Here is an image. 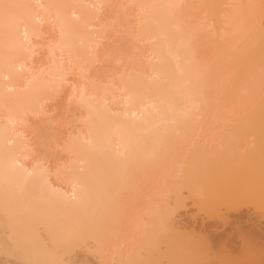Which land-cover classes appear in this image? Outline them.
<instances>
[{
  "label": "bare ground",
  "instance_id": "bare-ground-1",
  "mask_svg": "<svg viewBox=\"0 0 264 264\" xmlns=\"http://www.w3.org/2000/svg\"><path fill=\"white\" fill-rule=\"evenodd\" d=\"M107 1L110 0H0V243H4V245L0 247V252H3L1 254L24 255L27 264H64L65 258H68V262L71 264L69 260L70 256H72L71 253L74 255L76 252L71 251L72 249L70 250L72 239H75V237L76 239L78 238L77 245H79L82 241H86V237L87 239L92 238L91 236H93L94 239L97 238L95 237L96 234H94V229H97V223L95 224V228L92 229V225L89 224V222L91 223L92 218L96 219L95 216H97L99 212L97 207H100V204L106 201L105 198L108 199V202H106L109 204L111 197H113L112 193L110 194L109 191H111L113 187V191L116 190L115 185L118 184L117 182H119L121 178L120 174L124 171V166H127L126 164L130 160L133 161V163L132 161L131 163L129 162L131 165L134 164V167L135 165L138 167L139 164L145 162L142 158H145L146 161L150 159V167H153L154 170V167L157 168L161 166L159 162L161 164L162 159L167 160V158L171 156L170 153H172L167 150H158L160 142L164 139L163 136L166 135L165 133L171 132L172 130L187 132L189 131L187 129L192 127L196 129L197 127L207 129L206 127L217 126L216 123L220 120L219 118L217 120V117L221 115H215L217 113L220 114V109L218 105H216L218 103H215L213 100H217L216 98L214 99V96H218L219 93L214 95L217 92L213 93L212 90L219 91V87L217 84L213 82L210 84L209 82L212 81L210 78L214 72L211 76H207L208 73L213 70L207 60H211L209 57H212V60L215 59L214 57L218 55V50H225L227 48V55L229 52L230 53L226 58L230 56L228 58L230 59L232 57L231 60H227L230 62L227 65H229V69L231 68L230 70L232 73L230 70L229 71L232 75L227 74L229 71H225L227 72L226 74L224 72L226 76L224 75L222 77L232 78L233 76L234 84H232L234 87L230 84L229 87H231L230 90H232V88L234 89L228 95H224V97L220 95L219 97L221 99L220 104L224 103L223 106L225 103L231 104L230 107L228 104H226L228 106L225 105V107L220 105L221 108H227L225 109V111L227 110L226 112H221L225 115V117L223 115L225 121L228 122H226L227 124L224 126H233L234 124L232 122H235V130L238 131V129H240L237 139L239 135H246V133L251 131L254 136L252 140H254L255 143L248 144L245 148H242V150L239 149L235 153L231 152L234 156L231 162L228 161V175L225 179L220 180L217 176L212 177V175H210L211 173L209 174L206 169L209 170L208 167L213 168L216 167V165L206 166L204 159H201L202 163L200 162L199 165L197 163H192L196 166H194V168L192 164L191 168H182L184 171L188 168L190 169L188 171L186 170L187 172L183 171L185 174L183 173L184 175L182 176H184L183 183L189 185L188 189L195 196L192 203L193 206L208 208L211 213H207L215 215L217 219L216 214L218 216L219 214L222 215V212H220L221 210H219L220 208L218 209L217 207L221 205H230L231 209L233 208L235 212L234 218L232 217L233 214L219 216V218L221 217V220L219 219L220 222L213 216L211 218L212 220L214 218L216 222H220V225L223 223L220 226L219 223L215 221H206L209 219V214L207 219L202 217L203 219L199 220L197 219L198 217L193 215L192 210H186L187 212L184 213V215L189 214L187 216L189 219L187 217H180L181 219L175 221V224H172L171 221L169 222L171 224H169V229L167 226V228L164 226L166 228L164 231L155 230V228L159 230L158 227L161 225L160 224L158 227L154 229L150 227L144 232L140 241L138 240L140 245L137 247L140 252L139 255H141L140 259L142 258V260L138 259V250L134 253H137V260L134 254H132L134 259L132 256V258L127 257L125 259H130L129 261L131 263L135 261V263H137L139 260L142 264H192L194 263L193 261L204 252L205 254L209 252V255L214 254L215 251H219V253L221 252L227 259V262H223L221 259L217 262L219 259L217 258L218 255L215 253L217 257L214 256V258H210L212 260V262L210 261L211 264H213L214 259H217L214 261L215 264H228V259H230L229 264H264V222L262 220V222H259L258 219L260 220V218H256L254 216L256 212L251 210L253 208V210L255 209L254 211H256V208L264 206V176L253 175V173L257 172L258 174L259 170L261 171L264 169V153L261 155L263 158L254 159L255 154L259 152L260 149L262 150V147L257 145L256 138L258 140L260 135L264 133V91H262L264 90V63L261 65L260 61L262 63L263 59H259V57L263 58L262 56H264V27L263 24L260 25V19L255 21H257L256 25L263 27H261L262 29L257 28L258 26L256 27L254 23L253 25L255 27L252 26L248 31L238 30L239 28H243L241 23H238L241 27L235 26L236 23L234 21L238 18L237 14L239 15V12H241V3H244V1L246 2V0H236L232 8L226 11L225 17H228L226 19H230L226 22L230 25L226 26L227 28L224 27L226 31H222L223 33L220 31L219 35L223 34L220 35L221 38L217 37L218 39L224 40V45H222L223 43H221V41L216 42L213 40L211 42L212 39L209 40V45L220 42L221 44H219L226 48L218 46L219 44L217 46L214 44L213 46L216 47L214 49L212 46L210 49L209 46L207 52L209 53V50H215V53L212 52V56L210 54L207 60L205 56L208 54L205 52L207 48L203 50L205 55H203L201 50L200 31L203 29L192 24L189 16H186L188 8H192L193 12L197 13L202 6H206L207 0H126L127 2L122 0L124 4L128 3L124 5V7L131 9L130 11H132V13L130 15L132 16L133 14V18H131L120 10L123 13L122 17L124 21L130 22L129 24H133L131 19H133L134 22L135 20L138 22H136V24H138L137 28L135 27V29L132 30L134 34H131L133 38H131L132 42L129 40V44L131 45L132 43L131 46L133 47L130 51V55L132 54V58H136V62L139 60V66L141 68L127 75H122L119 84L116 85L115 88L113 87V93L109 91L110 86L108 89V87H103V85L97 81L95 82V80L91 81V85L85 82L86 87L80 82L79 84L82 85H79L77 82L74 84L72 80L73 85H71V93L69 96L74 99L76 96L75 93L78 92V96L76 97L77 100L75 99V101H78L81 108H84L86 111L84 112L85 116H83L85 118L83 119L82 117L85 123V133L81 135V132H79L81 137L78 133L76 134L77 137H69L71 139L68 140L71 141H68L66 146L74 155L73 161H71L72 164L68 168L71 169L64 170V168H62L63 171L61 169L59 172L65 182L67 181V183H70L72 187H74L72 191H75V197H72L71 193H68L69 190L67 192L62 187L53 184L49 178L51 177L49 171L43 166L36 164L32 168L29 166L28 168L26 166L27 163H24V159L29 154V149L26 150L29 144H27L28 140L23 137L24 133L20 134L16 129L19 130L18 127H20L21 121H27L30 118H27L26 114L33 113L38 116V114L44 113L43 110L45 108L43 104L50 99L52 100L53 97H56L55 95L63 90V87H66V84L70 81L68 80V74L72 71L73 74L74 71L75 74H80V77L83 79L88 76V71L86 74V67L88 69L89 66H94L93 62L96 61L94 52L97 49L96 47H98L99 34L111 28V25L107 27L105 24V26L102 25L100 28H97V26L94 28L95 20H97L96 18L99 16L98 13L99 11L101 12L99 8ZM247 1H249L248 4L250 3L253 5V9L254 7L256 8V6L261 7L263 4L261 0ZM210 2L214 12L215 10H222V6L220 8L222 3L218 0H211ZM209 6L210 5H208V7ZM118 7L120 6L118 5ZM212 7H210L211 10ZM250 7L251 6L248 8ZM124 10L127 11L126 8H124ZM45 21H47L46 23L51 26V29L53 27L54 30H56V34L58 33L59 35V38L57 36V38L55 37L56 39L54 38L56 41L52 40L48 42L44 40L45 42L47 41V43H43L44 41L42 42V44L48 46H45L46 48L51 49H49L50 51L47 50L50 52H48L49 56H52L51 61L53 64H48L47 69L45 68L46 65L45 67L43 66L44 71L40 69V65V70H38V72L34 74L32 71V74H29L27 70L29 69L27 68L29 62L27 64L26 62L29 61L32 53L34 54L32 50L34 48L32 47H35L31 44V41H34V37H47H45V35L49 32L47 31L48 29L44 31L42 28V25H45V23H43ZM252 28L254 31H250ZM256 28L259 30L256 31ZM131 29L133 28H130V30ZM212 34L214 33L212 32ZM131 46L129 47L131 48ZM54 47L60 49L61 56L63 55L65 59H67L66 61L64 58V61L63 59H57L62 57L56 58V56L60 55V51L59 54L56 55L57 52H54ZM137 50H139V52ZM258 52L260 54H258ZM253 53L259 56L257 59L258 61H252V59H254H251ZM213 54L216 55L214 56ZM247 56H249L247 60L251 59L249 63L245 59ZM257 56L255 57L257 58ZM221 58L222 57H220V59ZM213 61L211 64H213ZM243 61H245L244 64H246V66L244 65L245 68L242 63ZM45 62H47V60H45ZM253 65L255 68H252L251 72V67H253ZM49 66L52 67L50 71H48ZM259 66H261L262 69L259 68ZM32 70L34 69L32 68ZM29 71H31V69H29ZM40 71L41 74L43 73L42 75L39 73ZM244 71L246 74H244ZM44 73H46V75ZM240 73L243 74V76L240 75ZM216 76L217 75H215V77ZM88 77L87 79H89ZM212 77H214V75ZM218 77L213 80L217 82L216 80L219 79V85L221 82L227 83ZM229 81L230 83L232 82V80ZM212 84L216 86L213 85V87H211ZM208 85L212 89L209 88ZM87 88L90 89L88 90L90 92H87ZM260 89L261 91H259ZM105 90H108L106 93H112L111 99L116 105L115 108L107 104V98L102 97L101 93L102 91L104 93ZM206 95L208 96L206 97ZM209 96L211 97L208 98ZM210 102L214 103L211 104ZM207 103L215 106V108L213 107L215 110L212 109L214 112L207 110L209 109L207 108L209 105ZM248 104L250 105L248 106ZM119 105L123 107H119ZM216 107L218 109H216ZM224 109H222V111H224ZM208 114H211V116ZM41 120H43V118ZM214 121H216V123H211ZM208 122L211 123V125H209ZM24 123L27 124V122ZM37 123V121L36 123L34 122V124ZM43 123L45 124L46 122L44 121ZM229 123L232 124L229 125ZM32 126L34 128V125ZM37 126L35 125L37 130L35 128L34 130L43 135L41 136L36 133V131L34 132L40 137H44L42 138L43 140L46 138L47 141L42 144H48L51 140L53 141L52 138H55L53 135L56 133L55 131H53L55 133L52 134V130L50 129L49 131L46 125L48 129L44 132L43 128H45V126H41V124L39 126L43 128ZM251 128L253 129L251 130ZM205 129L204 132H206ZM194 130L195 129H193V131ZM210 130L214 132V128ZM230 130L233 131L230 128L228 133L235 132H230ZM243 130L245 133H241ZM200 132H202V130ZM249 134H247V136ZM255 135L258 136L256 137ZM247 138H245V140ZM237 139L233 137V144H236ZM249 139L246 143L250 141ZM156 141L159 143L158 145H155L157 144ZM228 141H231L230 138H228ZM222 142L220 141L218 145L220 146ZM231 142L229 143L231 144ZM143 144L148 145L146 153H144L146 155L141 154V152L145 151L143 146L141 148ZM261 144L263 145L262 140ZM154 146H156V149ZM212 147L214 148L213 145ZM215 147L218 151L219 147ZM202 148H205L204 145ZM206 149H204L205 151H203V154L207 153L208 155L214 151V149L213 151H206ZM210 150L212 149L210 148ZM221 152L222 151H220V153ZM262 152H264V150L261 151V153ZM72 154L71 156H73ZM140 154L143 156L141 158V163H139ZM230 154V157L228 156L229 159L231 158ZM198 157H201V153L194 156L196 159H199ZM136 158H138L139 162L135 160ZM217 158L219 157L217 156ZM70 159H72V157ZM134 160L138 163H134ZM223 160L222 162H224ZM171 164H168V167H170ZM219 165H221V163ZM198 166H200L199 169L197 168ZM129 167L130 169L134 168H132V166ZM147 167L149 166L147 165ZM140 168H138V170H140ZM143 169H145V167ZM132 171L134 172V170L130 171L131 174ZM137 175H139V173ZM215 177H217L218 180ZM133 180L136 182L135 178ZM180 188L181 187H179V189L175 188L174 190L179 191ZM254 192L259 193L260 197L258 200L255 198L257 201L253 202H256V204L251 203L253 204L251 206L249 205V196ZM105 205H102V208L108 207ZM171 206L173 205L171 204ZM248 206L252 208L246 209L245 207ZM112 207L113 206H111V208ZM164 208L166 209L163 212L168 215L169 210L167 208H170V213H175L171 212L173 210L172 207L166 205L160 210L162 211ZM93 210L96 211L97 215L96 213L94 214L95 211ZM105 211L103 210L102 213L100 211V213L104 215ZM212 212L217 213L212 214ZM110 213H112V210ZM70 215L75 218H82L81 221L78 220L80 223L77 224L76 220V222H74L75 218L73 220L68 219ZM162 216L159 215L160 218H163H161L162 222H167V220L164 219L166 216ZM231 217L233 219H231ZM63 218L69 221L68 224H65L67 221ZM70 220H72L73 223L71 222V224H69ZM177 224L180 226L182 225L185 230L182 231L180 226V228H177ZM90 225L91 228L89 227ZM172 225H176V228ZM170 226L173 228H170ZM188 230L189 233L194 234V237L193 234L191 236L194 240L192 238L190 241L182 240L184 239L183 237L186 236L185 233ZM44 233L45 235L49 234V237L46 235L47 240L44 238ZM92 233L93 235H91ZM88 236H90V238ZM81 239L84 240L79 243ZM74 244L76 243L74 242L73 245ZM84 244L85 247L86 245L88 246L87 241ZM100 245L102 244L98 246ZM66 252L67 255L65 256ZM20 257L22 256H19V258ZM224 257L221 258L224 259ZM132 259L135 261H131ZM86 262L84 263L87 264Z\"/></svg>",
  "mask_w": 264,
  "mask_h": 264
},
{
  "label": "rangeland",
  "instance_id": "rangeland-1",
  "mask_svg": "<svg viewBox=\"0 0 264 264\" xmlns=\"http://www.w3.org/2000/svg\"><path fill=\"white\" fill-rule=\"evenodd\" d=\"M111 1V2H110ZM110 1H107V2H105L104 4H102L101 5V7L99 8L100 10H101V12L99 11V16H98V18H96L97 20H95L96 22H95V27L94 28H96V26H97V28H100V27H102V25H106L107 27L108 26H110L111 28H109L107 31H105L103 34L101 33V34H99V40H98V43H97V46L98 47H96L97 49L95 50V52H94V56H96V61L95 62H93V64H94V66L92 65L91 67L89 66V68L87 69V67H86V74H87V71H88V78L90 79H87V77L86 78H82V77H80V74H75V71H74V74H73V71L70 73V74H68V80H70V81H68V84H70V85H68V84H66V87H63L62 89L63 90H61L57 95H55L56 97H53L52 98V100L50 99L48 102L46 101L44 104H43V107L45 108L44 110H43V112L45 113H40V114H42V115H40V114H38V116L37 115H35V114H33V113H28V114H26V116H27V118H29L27 121H21L22 123H20L21 125H20V127H18V129L19 130H17L16 129V131H19V133L21 134V133H24V135H23V137H25L28 141H27V144H29L28 146H27V149L26 150H28L29 151V154L26 156V158L24 159V163L26 164V166L28 167H30V168H32V167H34L36 164H38V165H41V166H43L46 170H48L49 171V173H50V176L51 177H49L50 178V180L52 181V183L53 184H55L56 186H59V187H62L63 189H65L67 192H68V190H69V194L71 193V195H72V197L74 196L75 197V191H72V189L74 188V187H72V185L70 184V183H67V181L65 182V180L61 177V174H60V170L62 169V168H64V170H66V169H68L70 166H71V164H72V162L71 161H73V158H74V155L69 151V148L66 146L67 145V143H68V141H71V140H68V139H71V138H69V137H72V136H76L77 137V133H78V135L81 137V135L83 134V133H85V131H84V127H85V123H84V120H82V117L83 116H85V113L84 112H86L85 111V109L84 108H81V106H80V104H79V102L78 101H75V99L77 100V96H78V92H76L75 93V98L73 99V97H71V96H69V94L71 93L70 91H71V85H73V82H74V84L77 82L78 84H79V82L80 83H82V84H84V86L86 87V84H85V82L87 83V84H90L91 85V81L92 80H95V82L97 81L98 83H100L101 85H103V87H108V89H109V86H110V90L109 91H111L112 92V90H113V87L115 88L116 87V85H118L119 84V82H120V77L122 76V75H124V74H129V73H131L132 71H134V70H137V69H140L141 67L139 66V60H137V62H136V58L134 59V58H132V54L130 55V51H131V49H133V47L131 46L132 45V43H131V45L129 44V40L132 42V39L131 38H133V36H131V34H134L133 32L134 31H132V30H134L135 29V27L137 28V25L138 24H136V20H135V22H134V20L133 19H131V18H133L132 16H133V14H132V16L130 15L131 13H132V11H130L131 9H129V8H127V7H124V5H127L126 3L124 4V2H127L126 0H110ZM211 0H207V4L208 5H210L209 7H208V5L206 4V6H202V8H200V10L197 12V13H195V12H193V9L192 8H188V10H187V15L186 16H189V19H190V21H191V23L192 24H194V25H196L197 27L199 26V28H202L203 30L202 31H200V34H201V50H202V53H203V55H205V52H207V50L209 49V46H210V49L213 47V49L214 48H216V47H214L213 45L215 44V43H213V45H209V40L210 39H212L211 40V42L214 40V41H216V42H218V41H221V43H223L224 42V40H221V39H218L217 37H220V35H223V34H220L219 35V33H220V31L222 32V31H226V26H228V25H230V24H228L227 22V20H230V19H226V18H228V17H225V14L227 13L226 11L227 10H229L230 8H232V6L236 3V0H218L220 3H222L221 5H220V8H221V6H222V10H215V12L213 11V7H212V5H211V2H210ZM262 2H263V4L261 5V7L260 6H256V8L254 7V9H253V5H251L250 3L248 4V2L249 1H247L246 0V2H247V4H246V2L244 1V3H241V9H240V11L241 12H239V15L237 14V16H238V21H240V22H238L237 21V19L234 21L235 23H236V25H235V23H234V25L235 26H240L241 27V25H239L238 23H241L242 24V27L243 28H236V29H238L239 31H244V30H246V31H248L249 30V28L251 29V27L252 26H258V25H256V23H257V21H255V20H259V22H261V24L260 25H262L263 24V27H264V0H261ZM40 2V1H39ZM110 2V3H109ZM122 3V4H121ZM219 3V4H220ZM121 4V5H120ZM243 4V5H242ZM118 5L120 6V7H118ZM121 6H122V8H123V10H122V8H121ZM231 6V7H230ZM249 6H251L250 8H248ZM210 7H212V10H211V8ZM118 8H119V10H118ZM121 8V9H120ZM124 8H126V10L127 11H125L124 10ZM211 11H210V10ZM218 9V8H217ZM123 11L124 12V14L126 15V16H130L131 18H129V19H131V21L133 22V24H129L128 22H125L124 21V18L122 17V15H123V13L121 12V11ZM254 10V11H253ZM126 12V13H125ZM129 12V13H128ZM228 15V14H227ZM135 16V15H134ZM100 17V18H99ZM136 18V17H135ZM226 19V20H225ZM227 21V22H226ZM237 21V22H236ZM47 21H45V22H43V23H45V25L43 24L42 25V28H43V30L44 31H46L47 29V31H49V32H47V34L45 35V37L46 38H42V37H34L33 39H34V41L32 40L31 41V44H33V46H35V47H32L31 45V47L32 48H34V49H32L33 51H34V54L32 53V55H31V57H30V59H29V61H27L26 62V64L29 62V64H30V67H29V64H27V68H29V69H31V71H29V69H27L28 70V73L29 74H32V71L34 72V74L36 73V72H38V70H42V71H44V68H43V66L45 67V65H46V69H47V67H48V64H53V62L51 61V58H52V56L50 57L49 56V51L51 50L50 48H46V47H48V46H46V44H42V42L44 41V40H47L48 42H51L52 40L53 41H56V40H54V38L57 36L58 38H59V35H58V33L56 34V30H54V28L52 27V29H51V26H49V24H47L46 23ZM131 22V23H132ZM128 23V24H127ZM138 23V22H137ZM253 23H254V25H253ZM199 24V25H198ZM259 24V23H258ZM100 25V26H99ZM104 25V26H105ZM44 26V27H43ZM99 26V27H98ZM232 26V25H231ZM254 26V27H255ZM47 27H49V28H47ZM224 27H226L225 29H224ZM262 27V26H261ZM261 27H257V28H260V29H262ZM46 28V29H45ZM130 28H133V29H131L130 30ZM229 28V27H228ZM234 28V27H233ZM232 28V29H233ZM256 28V29H257ZM235 29V30H236ZM130 32H129V31ZM237 30V31H238ZM259 29H257L256 31H258ZM208 31V32H207ZM215 31H216V33H215ZM250 31H254V29L252 28V30H250ZM262 31V30H261ZM212 32L214 33V34H212ZM51 33H53V34H51ZM223 33V32H222ZM218 35V36H217ZM50 36V37H49ZM101 36H103V37H101ZM56 37V38H57ZM42 38V39H41ZM55 38V39H56ZM214 38V39H213ZM221 38V37H220ZM49 39V40H48ZM216 39V40H215ZM35 41H37V42H35ZM47 41L45 42H43V43H47ZM37 45H36V44ZM41 43V44H40ZM54 43V42H53ZM101 43V44H100ZM220 43V42H219ZM219 43H217V44H215V46H217ZM220 43V44H221ZM212 44V43H211ZM218 45V46H221L222 47V45H224V43L222 44V45ZM46 46V47H45ZM129 46H131V48L129 47ZM208 46V47H207ZM212 46V47H211ZM45 47V48H44ZM36 48V49H35ZM203 48V49H202ZM207 48V49H206ZM220 48V47H219ZM219 48H217V49H219ZM222 48H226V47H222ZM46 49V50H45ZM49 51H48V50ZM59 48L58 47H54V52L56 53V55H58L59 54V51H60V49L58 50ZM204 49H206V51L205 52H203V50ZM227 49V48H226ZM224 50V49H220V51L218 50H216L217 51V56L216 57H214L215 59H213L212 60V57H209V58H211V60H207V57L208 56H210V54L212 53V52H214L215 53V50H209V53L207 54V55H205L206 56V60L209 62V64L211 65V69H213V70H211L212 72H210V73H208V75L207 76H211L212 75V73H213V75H214V77H212L211 76V78H210V80H212V81H209L210 82V84L213 82V83H215V84H217V86L219 87L218 89H219V91L221 92H219V91H214V89L212 90L213 91V93L214 92H217V93H215L214 95H216V94H218V96H214V99L216 98L217 100H213V101H215V103L217 102L218 104H216V105H218V108L220 109V111H219V113L220 114H215L216 116L217 115H221L220 117H217V120H218V118L220 119L217 123H216V121H214V122H211V123H216L217 124V126H213V127H209L210 129L212 128H214V132H211V130L208 128V127H206L207 129H205V128H203L202 129V127H197V129L196 128H194V127H192V128H189V129H187V130H189V131H187V132H184V131H179V130H172L171 132H168V133H165L166 135H164L163 136V138L164 139H162V142H160V144L156 141V143L157 144H155V145H158L159 144V148H158V150L160 151L161 149V151H171L172 153H170L171 154V156H169L168 158H167V160H163L162 159V163L160 164V162H159V165H161L160 167H154L155 169L153 170V167H150L151 166V162H150V159L149 160H147L146 161V159L145 158H142L143 156L141 155V154H144V153H146V150H147V147H148V145H145V144H143V145H141V148H142V146H143V149H145V151L144 152H141V156L139 157V161H138V158H136L135 160H137L139 163H141L142 161V159H144L143 161H145V162H142L141 164H139V166L137 167V165H135V167H134V164H130L131 163V161L132 160H130L126 165L127 166H124L125 167V169L123 168V172L120 174V176H121V178L119 179V182H117L118 184L117 185H115V191H113L114 190V187L113 188H111V191H109L110 192V194L112 193V196L113 197H111V199H110V202H109V204L107 203L108 201V199H106L105 198V200L107 201H103L104 203L102 204H100L101 206L100 207H97V210H99V212H98V215H97V213H96V211L95 210H93V211H95L94 212V214L96 213V215L97 216H95L96 217V219L95 218H92V220H91V223L89 222V224H91L92 225V229L93 228H95V224H96V227H97V229H94V234H96V236L95 237H97L96 239H94L93 238V236H91L92 238H90V236H88L90 239H87V237H86V241L88 242V246L86 245V247H85V244L84 243H86V241L84 240V239H81L80 241H79V243L82 241V240H84V242L82 241V243L81 244H79V245H77V241H78V238L76 239V237H75V239L73 238L72 239V241H73V243L75 242L76 244H74L73 245V243H72V241H71V243H70V250L71 251H76L75 252V254L73 255V253H71V255L72 256H70V258H69V260H70V262H71V264H85L84 262H86L87 264H142V262H139V260H138V262L137 263H135L136 261L135 260H133L134 259V257L132 256V254H134L138 249H137V247H138V245H140V238L142 237V235L144 234V232L147 230V229H149L150 227L152 228L153 227V229L155 228V227H158V225H160L158 228H159V230L157 229V228H155V230H157V231H164V230H166V228L168 227V229H169V222H171L172 224H175V221H178V220H180L181 218L180 217H187L189 214H186V215H184V213H186L188 210H192V213H193V215H195L196 217H198L197 219H203L202 217H204V219L206 218L207 219V217H208V214L209 213H207V212H210L209 210H208V208H205V207H196V206H193L192 205V203H193V199H194V195L191 193V191L188 189V186L189 185H187V184H185V183H183V180H184V176H182V175H184L185 173V171L187 170H190L189 168L188 169H186L185 171L182 169V168H184V167H190L191 168V166L194 168V164L195 163H197L198 165L200 164V162H201V159L203 160L204 159V162H206V166L208 165V166H210V165H216V167H208L209 168V170L208 169H206V171L210 174V175H212V177H214V176H217L218 177V179H220V180H222V179H225L226 178V176L228 175L227 173V167H228V161L229 162H231V160H233L232 158H233V156L234 155H232V153H235L237 150H242V148H245L248 144H253V143H255L254 142V140H252V139H254V136L252 135V133H251V131L250 132H248V133H246V135L244 136V135H239V140L237 139V137H238V133H239V131H240V129H238V131H236L235 130V128H236V124H235V122H232L234 125L232 126V125H230V124H232V123H229V125H230V127H227V126H224L225 124H227L228 122L227 121H225V119L223 118V115L224 114H222V113H224V112H226L225 111V109H227V108H221V106L222 107H225V105L226 104H228V103H225V105L223 106V104L224 103H222V104H220V95H222L223 97H224V95H228L231 91H233V89L234 88H232V90H230L231 89V87H229V84L231 85V86H233V76H232V78H228V77H226V78H224V77H222V76H224L230 69H229V65H227V64H229L230 62H228L229 60H231L232 59V57L230 58V59H228V58H226L228 55H229V53H228V55H227V51L228 50ZM53 50V49H52ZM224 50V51H223ZM229 50H230V47H229ZM37 51V52H36ZM47 53H46V52ZM138 52H139V50H137ZM136 51V52H137ZM211 51V52H210ZM223 51V52H222ZM231 51V50H230ZM49 52V53H48ZM133 52V51H132ZM137 52V53H138ZM221 52V53H220ZM264 52V51H263ZM96 53V54H95ZM220 53V54H219ZM256 53V52H255ZM37 54V55H36ZM139 54V53H138ZM258 54H260L259 52H258ZM34 55V56H33ZM48 55V56H47ZM55 55V56H56ZM214 56L216 55V54H213ZM221 55V56H220ZM211 56H212V54H211ZM224 56V57H223ZM250 56V55H249ZM249 56H247L245 59L247 60L248 59V57ZM252 56V55H251ZM255 56H257V54L255 55L254 53H253V57H251V59L252 58H254V59H252V61L253 60H257L258 59V57L259 56H257V58L255 57ZM260 56H262V55H260ZM48 57H49V59H48ZM57 57H62V58H57ZM220 57H222L221 59H220ZM263 58H260L259 57V59H263V62L261 63V61H260V64L261 65H263V63H264V56H262ZM32 58V59H31ZM46 58V59H45ZM56 58L57 59H60V60H62L63 58L65 59V57L62 55L61 56V51H60V55H58V56H56ZM219 58V59H218ZM64 59H63V61H64ZM134 59V60H133ZM250 59V58H249ZM250 59V60H251ZM32 60V61H31ZM45 60H47V62H49V63H47V62H45ZM67 59H65V61H66ZM216 60V61H215ZM228 60V61H227ZM250 60H247L248 61V63H249V61ZM213 61V64H211V62ZM246 61V62H247ZM258 61V60H257ZM45 62V63H44ZM68 62V61H67ZM215 62V63H214ZM255 63H257L256 61H254ZM34 63V64H33ZM40 63V64H39ZM64 63H66V62H64ZM63 63V64H64ZM243 63V66L245 65L246 66V64H244L245 63V61H243L242 62ZM247 63V64H248ZM259 63V62H258ZM43 64V65H42ZM68 64V63H67ZM250 64H251V62H250ZM252 64H253V62H252ZM259 64V65H260ZM39 65V66H38ZM40 65H41V68H40ZM231 65V64H230ZM242 65V64H241ZM258 65V64H257ZM54 66V65H53ZM63 66V65H62ZM65 66V65H64ZM245 66H244V68H245ZM248 66H252V65H248ZM264 66V65H263ZM66 67V66H65ZM32 68L35 70H32ZM38 68V69H37ZM40 68V69H39ZM51 68V69H50ZM64 68V67H63ZM244 68H243V70H244ZM249 68V67H248ZM252 68H255L254 67V65H253V67H251V72H252ZM259 68H261V66H259ZM258 68V69H259ZM264 68V67H263ZM36 69H37V71H36ZM45 69V70H46ZM262 69V68H261ZM50 70H52V67H50L49 66V70L48 71H50ZM242 70V71H243ZM250 70V69H249ZM225 71H227V72H225ZM231 71V70H230ZM230 71H229V73H227V74H231L232 73V71H231V73H230ZM263 71H264V69H263ZM46 72H47V70H46ZM224 72H225V74H224ZM40 74H41V71L39 72ZM38 73V74H39ZM77 73V72H76ZM243 73V72H242ZM247 73H249V72H247ZM43 74V73H42ZM41 74V75H42ZM45 75H46V73H44ZM244 74H246L245 73V71H244ZM45 75H43V76H45ZM215 75H217L216 77H215ZM232 75V74H231ZM234 75V74H233ZM240 75H242L243 76V74H241L240 73ZM219 76V77H218ZM226 76V75H225ZM228 76V75H227ZM217 77L218 78H220V79H222L223 81H226L227 83H224V82H221V84L219 85V81L218 80H216L217 82H215L214 80L215 79H217ZM222 77V78H221ZM230 77V76H229ZM71 78V79H70ZM80 78V79H79ZM81 78H82V80H81ZM214 79V80H213ZM72 80H73V82H72ZM77 80V81H76ZM84 80V81H83ZM87 80V81H86ZM208 80H209V78H208ZM229 80H232V82L230 83V81ZM82 81V82H81ZM70 82H72V83H70ZM208 82V83H209ZM224 83V84H223ZM233 83V84H232ZM246 83V82H245ZM248 83V82H247ZM77 84V85H78ZM82 84H79V85H82ZM209 84V85H210ZM235 84H236V82H235ZM78 85V86H79ZM209 85H208V87H209ZM213 85L214 84H212V86L211 87H213ZM70 86V87H69ZM214 86H216V85H214ZM87 87H88V85H87ZM91 87V86H90ZM89 87V88H90ZM211 87H209V88H211ZM229 87V88H228ZM234 87V86H233ZM89 88H87V92H90V91H88V90H90ZM112 88V89H111ZM212 89V88H211ZM217 89V90H218ZM227 89H229V90H227ZM258 89V88H257ZM262 89V88H261ZM261 89L259 90V91H261ZM263 89H264V87H263ZM227 90V91H226ZM79 91H80V89H79ZM108 90H105L104 91V93H103V91H102V93H101V95H102V97H104V98H107L108 99V101H106L107 102V104H109V106H114L113 108H115V103L112 101V99H111V95H112V93L110 94V92H108V93H106ZM211 91V90H210ZM229 91V92H228ZM262 91H264V90H262ZM85 92H86V89H85ZM228 92V93H227ZM209 93V92H208ZM207 93V94H208ZM80 94V93H79ZM110 96H109V95ZM211 94V93H210ZM208 95H206V97H207ZM70 97V98H69ZM211 96H209L208 98H210ZM213 97V96H212ZM218 97V98H217ZM79 98V97H78ZM226 98V97H225ZM207 99V98H206ZM228 99V98H227ZM111 100V101H110ZM212 100V99H211ZM209 101V100H208ZM230 101V100H229ZM78 102V103H77ZM114 103V104H113ZM211 103V102H210ZM214 103V102H213ZM213 103H211V104H213ZM207 104H209V103H207ZM211 104H209L208 105V107L207 108H209V109H207L208 111L210 110V111H213L212 109H214L215 108V106L213 105H211ZM251 104V103H250ZM250 104H248V106L250 105ZM46 105V106H45ZM221 105V106H220ZM229 105V107H230V103L228 104ZM228 105H226V106H228ZM120 106H122V105H119V107ZM210 106V107H209ZM123 107V106H122ZM214 107V108H213ZM117 108H118V105H117ZM211 108V109H210ZM217 107H216V109H218ZM222 109H224V111H222ZM84 110V111H83ZM215 110V109H214ZM217 111V110H216ZM214 112V111H213ZM213 112H212V114H213ZM218 112V111H217ZM222 112V113H221ZM208 113V112H207ZM216 113V112H215ZM33 114V115H32ZM225 114H227V113H225ZM36 117H35V116ZM209 115V114H208ZM42 117L43 118V120L46 122L45 124L43 123L44 121L43 120H41L42 118H40V117ZM209 116H211V114L209 115ZM40 119H39V118ZM224 117H225V115H224ZM46 118V119H45ZM85 117H83V119H84ZM223 118V119H222ZM35 120V121H34ZM225 122H224V121ZM36 121L39 123H37L38 124V126L41 124V126H45V128H43V127H41V126H39V128L41 127V128H43V130H44V132H45V130H47L48 128V130L50 131V129L52 130L51 132H52V134L53 133H55V134H53L54 135V137L55 138H52L53 139V141L51 140L50 142H48V144H42L43 142H47L46 141V138L43 140L42 138H44V137H40L39 135H41V134H39V132H37L36 130H37V128L35 127V125L37 126V124H34V122L36 123ZM42 122V123H40V122ZM48 121V122H47ZM228 121H230V120H228ZM24 122H27V124L26 123H24ZM28 122H31V123H28ZM32 122H33V124H32ZM83 122V123H82ZM227 122V123H226ZM231 122V121H230ZM48 123V124H47ZM209 123V122H208ZM211 123H209V125H211ZM30 124H31V126H30ZM215 124V125H216ZM32 125H34V128L36 129V130H34V128H33V126ZM46 125H47V127H46ZM219 125V126H218ZM37 126V127H38ZM51 126V127H50ZM232 126V127H231ZM32 127V128H31ZM53 127H54V129H53ZM232 129L233 131H235L234 133H228L229 131V129ZM238 128V127H237ZM242 128V127H241ZM33 129V130H32ZM193 129H195L194 131H193ZM199 129H201L202 130V132H200L201 130H199ZM204 129H205V131L206 132H204ZM253 128H251V130H252ZM264 129V128H263ZM198 130V131H197ZM242 130V129H241ZM245 130V129H244ZM244 130L243 131H241V133L243 132V133H245L244 132ZM250 130V129H249ZM34 131H36V133H38V134H36ZM48 131V132H49ZM53 131H55V132H53ZM233 131H231L230 130V132H233ZM264 131V130H263ZM262 131V132H263ZM79 132H81L80 134H79ZM86 132H87V130H86ZM183 132V133H182ZM208 132V133H207ZM43 133V132H42ZM50 133V132H49ZM48 133V134H49ZM58 133V134H57ZM187 133H188V135H187ZM195 133V134H194ZM250 133V134H249ZM261 133V132H260ZM228 134H229V136H228ZM233 134H234V136H233ZM247 134H249L248 136H247ZM43 135V134H42ZM41 135V136H42ZM56 135V136H55ZM232 136V139H231V136ZM251 135V136H250ZM261 135H263V136H261ZM260 135V137L258 138V140H257V136L255 137L256 138V142H257V145H259L260 147H262V150L260 149V151L259 152H257L256 154H255V156H254V159H260V158H263L264 157V155H263V157L261 156L264 152H262L261 153V151H263L264 150V148H263V146H264V133H262ZM188 136V137H187ZM191 136V137H190ZM247 138V137H249V138H247L246 140H245V138ZM247 136V137H246ZM51 137V136H50ZM222 137V138H221ZM225 137V138H224ZM227 137V138H226ZM233 137H234V139H237L238 140V142H237V140H236V144H238V145H236V144H233ZM187 138V139H186ZM221 138V139H220ZM228 138H230V140L232 141H228ZM25 139V140H26ZM168 139V140H167ZM223 139H224V141H223ZM243 139V140H242ZM250 140V141H248L247 143H246V141L247 140ZM65 140H66V142H65ZM222 142V144L219 146L218 144H220V141ZM261 140H262V143H263V145L261 144ZM49 141V140H48ZM241 143H240V142ZM246 143H244V142ZM180 142V143H179ZM219 142V143H218ZM225 142H226V144H225ZM229 142H231V144L229 143ZM258 142H259V144H258ZM170 143V144H169ZM216 143V144H215ZM223 143H224V145H223ZM235 143V142H234ZM240 144H241V146H240ZM203 145H204V147L205 148H202L203 147ZM212 145L214 146V148L212 147ZM224 146V148H223V146ZM209 146H210V148L212 149V150H210V148H209ZM215 146H217V147H219V149H218V151H217V149H216V147ZM228 146H229V148H228ZM146 147V148H145ZM234 147V148H233ZM238 147V148H237ZM241 147V148H240ZM68 150H67V149ZM154 148L156 149V146H154ZM207 148V149H206ZM227 148V149H226ZM237 148V149H236ZM143 149H142V151H143ZM204 149H206V151H213V149H214V151H216V152H211V153H209L208 155H207V153H205V154H203V151H205ZM222 149V150H221ZM229 149H230V151H229ZM227 150V151H226ZM232 150V151H231ZM235 150V151H234ZM220 151H222L221 153H220ZM234 151V152H233ZM217 152H219V153H217ZM231 154H230V153ZM199 153H201V157H198L199 159H196V158H194V156L197 154H199ZM214 153V154H213ZM223 153V154H222ZM71 154L73 155V156H71ZM191 154V155H190ZM217 154V155H216ZM229 154L231 155V158L229 159ZM144 155H146V154H144ZM187 155H188V157H187ZM190 155V156H189ZM220 155H222V156H220ZM256 155H258V156H256ZM203 156V157H202ZM217 156L220 158H217ZM229 156V157H228ZM72 157V159H70ZM181 157V158H180ZM211 157V158H210ZM214 157V158H213ZM216 157V158H215ZM225 157H226V159H225ZM256 157V158H255ZM142 158V159H141ZM213 158V159H212ZM227 158H228V160H227ZM196 159V160H195ZM205 159H206V161H205ZM210 159V160H209ZM223 159H225V160H223ZM134 160V161H135ZM169 160V161H168ZM194 160V161H193ZM198 160V161H197ZM222 160L224 161V162H222ZM160 161V160H159ZM207 161H208V163H207ZM210 161V162H209ZM212 161V162H211ZM214 161V162H213ZM138 162H134V163H138ZM199 162V163H198ZM132 163H133V161H132ZM146 163V164H145ZM173 164V166H172V164ZM192 163H194V164H192ZM202 163V162H201ZM211 163V164H210ZM221 163V165H219ZM168 164H171V166L170 167H168L169 165ZM188 164H189V166H188ZM192 164V165H191ZM224 164H226V165H224ZM140 165H141V168H140ZM147 165L149 166V167H147ZM129 166H132V168L133 169H130V167ZM221 166V167H220ZM224 166V167H223ZM28 167V168H29ZM127 167V168H126ZM137 167V168H136ZM145 167V169H143ZM147 167V168H146ZM178 167V168H177ZM196 167V166H195ZM199 167L200 166H198L197 168L199 169ZM138 168H140V170H138ZM152 168V169H151ZM162 168V169H161ZM164 168V169H163ZM226 168V169H225ZM71 169V168H70ZM70 169H68V170H70ZM130 169V170H129ZM157 169V170H156ZM169 169V170H168ZM222 169V170H221ZM127 170H128V172H129V174H128V172H127ZM131 170H134V172L132 171V174L130 173V171ZM145 170H147V171H145ZM166 170V171H165ZM179 170V171H178ZM182 172H181V171ZM196 170V169H195ZM215 170V171H214ZM62 171H63V169H62ZM61 171V172H62ZM140 171V172H139ZM150 171H152V172H150ZM184 171V172H183ZM186 171V172H187ZM222 171H224V172H222ZM127 172V173H126ZM57 173H59V174H57ZM139 173V175H137ZM166 175H165V174ZM184 173V174H183ZM225 173V174H224ZM124 174V175H123ZM127 174H128V176H127ZM142 174V175H141ZM145 174V175H144ZM152 174V175H151ZM164 174V175H163ZM136 175V176H135ZM148 175V176H147ZM253 175H260V176H264V169H262L261 171L259 170V172H258V174H257V172H255V173H253ZM134 176V177H133ZM141 176V177H140ZM123 177V178H122ZM126 177V178H125ZM133 177V178H132ZM217 177H215L216 179H217ZM129 178V179H128ZM131 178V179H130ZM135 178V181L136 182H134V179ZM139 178V179H138ZM214 178V179H215ZM217 179V180H218ZM198 180H201V179H198ZM128 181V182H127ZM177 182V183H176ZM126 183V184H125ZM131 183V184H130ZM58 184V185H57ZM119 185V186H118ZM134 185V186H133ZM71 186V187H70ZM118 186V187H117ZM138 186V187H137ZM179 187H181L180 188V192L179 191H176V190H174L175 188H177V189H179ZM183 187V188H182ZM135 188H136V191H135ZM109 189V188H108ZM108 189H106V190H108ZM74 190V189H73ZM105 190V191H106ZM167 190V191H166ZM113 191V192H112ZM182 191V192H181ZM108 192V191H107ZM108 192V193H109ZM168 192V193H167ZM105 193V192H104ZM70 195V196H71ZM260 194L259 193H256V192H254L253 194H250V196H249V198H250V203H249V205H253V204H251V203H254V204H256V202H253V201H257L258 199H259V196ZM119 197V198H118ZM174 198V199H173ZM257 200H256V199ZM116 200V201H115ZM252 201V202H251ZM116 204H115V203ZM122 202V203H121ZM119 203H120V205H119ZM248 203V202H247ZM105 204H107V205H105ZM112 204V205H111ZM125 204V205H124ZM170 204V205H169ZM171 204L173 205V206H171ZM102 205H105V206H108V207H106V208H102ZM131 205V206H130ZM166 205V206H170V207H172V209H173V207H174V209L171 211V212H175V213H170V208H167L168 210H169V215L168 214H166V213H164L163 211H165V209L166 208H164V209H162V211L160 210L162 207H164V206ZM111 206H113L112 208H111ZM127 206V207H126ZM224 206H225V208H224ZM251 206H248V207H245L246 209H250V207ZM161 207V208H160ZM187 207V208H186ZM115 208V209H114ZM189 208V209H188ZM219 210H221L220 212H222V215L221 214H219V216H228V215H232L233 214V218H234V215H235V212H234V210H233V208L231 209V206L230 205H221V206H218L217 207ZM252 208V207H251ZM262 208V209H261ZM102 209V210H101ZM129 209V210H128ZM259 209V210H258ZM261 209V210H260ZM105 211L103 214L104 215H102L101 213H102V211ZM109 210H110V212H111V210H112V213H110L109 212ZM131 210V211H130ZM160 210V211H159ZM187 210V211H186ZM218 210V211H219ZM224 210H225V212H224ZM253 212H256V213H254V216L256 217V218H260V220L258 219V221L259 222H264V206L262 207H260V208H256V211H254L253 210V208L251 209ZM100 211H101V213H100ZM109 213H108V212ZM177 211V212H176ZM183 211V212H182ZM259 211V212H258ZM224 212V213H223ZM262 212H263V215H262ZM108 213V214H107ZM146 213H147V215H146ZM157 213H160V214H157ZM162 213H164V214H162ZM211 213V212H210ZM214 213H217V212H212V214H214ZM93 214V213H92ZM107 214V215H106ZM164 215V217L166 216L167 217V215H168V217L166 218H164V219H166L167 220V222L165 221V222H162V215ZM197 214V215H196ZM159 215L160 216H162L161 218L159 217ZM181 215V216H180ZM184 215V216H183ZM211 214H209V219H207L206 221H208L209 220V222H211V221H215L216 222V220H218V221H220L221 220V217L219 218V216L216 214V216H217V219L215 218V215H211ZM258 217H257V216ZM71 216V217H70ZM70 216H68V219H74L75 217H73L72 215H70ZM75 216V215H74ZM77 216V215H76ZM78 216H80V215H78ZM93 216V215H92ZM214 216V218L216 219V220H214V218H213V220L211 219L212 217ZM70 217V218H69ZM73 217V218H72ZM90 217V216H89ZM231 217V219H233ZM107 218V219H106ZM157 218V219H156ZM188 218V217H187ZM223 218V217H222ZM63 219H65L66 221H67V219L66 218H63ZM81 219L82 218H75L74 219V222H76L77 224L78 223H80L79 221H81ZM94 219H95V221H94ZM106 219V220H105ZM189 219V218H188ZM220 219V220H219ZM72 220H70V223L69 224H71V222L73 223V221ZM76 220V221H75ZM79 220V221H78ZM158 220V221H157ZM262 220V221H261ZM65 221V222H66ZM95 223H94V222ZM106 221V222H105ZM160 221H161V223H160ZM68 222L69 221H67L65 224H68ZM104 222V223H103ZM158 222V223H157ZM214 222V223H215ZM221 222V221H220ZM220 222H216V223H219V225H220ZM157 223V224H156ZM163 223V224H162ZM102 224V225H101ZM223 223H221V225H222ZM263 224V223H262ZM80 225V224H79ZM91 225L89 226L90 228H91ZM98 225V226H97ZM171 225V224H170ZM220 225V226H221ZM61 226V225H60ZM94 226V227H93ZM166 228H165V227ZM173 226V225H172ZM177 228H180L181 227V230L183 231V230H185V228L184 227H182V225L180 226V225H178L177 224ZM180 226V227H179ZM62 227V226H61ZM174 228H176V225H174L173 226ZM173 227H171L170 226V228H173ZM80 228H81V225H80ZM163 229V230H162ZM90 230V229H89ZM180 230V229H179ZM180 230V231H181ZM46 233V232H45ZM45 233H44V238L46 239L47 238V236L49 237V234L46 236L45 235ZM98 233H99V235H98ZM188 233V234H187ZM105 234V235H104ZM192 234L193 233H189V230L185 233V235L186 236H184L183 238L184 239H182V240H186V241H190V240H192L193 239V237H194V234H193V237H191L192 236ZM91 235H93V233L91 234ZM108 237V238H107ZM188 238V240H187V238ZM131 238V239H130ZM192 238V239H191ZM106 240V241H104V240ZM47 240V239H46ZM50 240V239H49ZM76 240V241H75ZM139 240V241H138ZM194 240V239H193ZM93 241H94V243H93ZM99 243H98V242ZM90 243V244H89ZM95 244V245H94ZM99 244H102V245H100V246H98ZM2 245H4V243H0V247L2 246ZM96 245H97V247H96ZM102 246H103V248H102ZM105 246V247H104ZM98 247H100V248H98ZM125 248V249H124ZM101 249V250H100ZM88 250V251H87ZM105 250V251H104ZM94 251V252H93ZM1 253H3V252H0V264H20V263H23V264H25L26 263V258H24V255H18V257H17V255L15 254V255H13V254H6V253H4V254H1ZM138 255L140 254V252H139V250H138ZM137 253L136 254H134V255H136L135 256V259L137 260ZM208 253L209 252H207L206 254H205V252L203 253V254H200V256L197 258V259H195L193 262L194 263H192V264H207V261H208V264L210 263V261L212 262V258H214V256H216V254L218 255V261L217 262H219L220 261V259L223 261V262H227V259L224 257V255L221 253H219V251H215V255L214 254H209L208 255ZM212 253V252H211ZM220 255H219V254ZM69 254H70V251H69ZM68 254V255H69ZM109 254V255H108ZM7 255V256H6ZM67 255V252L65 253V256ZM130 255V256H129ZM9 256H10V258H9ZM14 256H16V257H14ZM19 256H22V257H20L19 258ZM100 256V257H99ZM133 257V259L131 260V261H135L134 263L132 262H130L128 259L126 260L125 258H127V257ZM68 257V256H67ZM74 257V258H73ZM79 257V258H78ZM98 257V258H97ZM131 257V258H132ZM140 257H141V255H139V257H138V259H140ZM221 257H224V259L223 258H221ZM17 258V259H16ZM73 258V259H72ZM123 258V259H122ZM211 258V259H210ZM24 259V260H23ZM66 260L64 261V264H67V263H69L68 262V258H65ZM86 259V260H85ZM126 261H125V260ZM6 260V261H5ZM10 260V261H9ZM19 260H20V263H19ZM95 260V261H94ZM105 260V261H104ZM140 260H142V258L140 259ZM217 259H214L213 260V264H215V262L214 261H216ZM230 259H228V262L230 263V261H229ZM82 261V262H81ZM88 261H89V263H88ZM197 261V262H196ZM2 262H4V263H2ZM8 262V263H7ZM66 262V263H65ZM74 262V263H73ZM110 262V263H109ZM127 262V263H126ZM231 262H232V259H231ZM228 263V264H229ZM27 264V263H26ZM70 264V263H69ZM211 264V263H210Z\"/></svg>",
  "mask_w": 264,
  "mask_h": 264
}]
</instances>
